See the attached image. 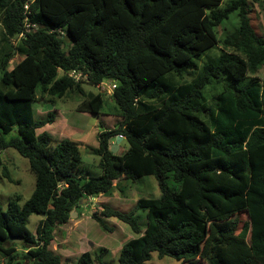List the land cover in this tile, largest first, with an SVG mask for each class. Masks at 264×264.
Returning <instances> with one entry per match:
<instances>
[{"label":"trees","instance_id":"obj_1","mask_svg":"<svg viewBox=\"0 0 264 264\" xmlns=\"http://www.w3.org/2000/svg\"><path fill=\"white\" fill-rule=\"evenodd\" d=\"M222 3L0 0V151L17 149L36 178L23 204L19 196L6 209L0 202L5 264H66L50 245L72 210L85 198L111 194L121 180L150 175L161 196L137 200L135 210H147V228L122 247L119 264H146L154 252L179 264H204L203 254H209L206 264H264V78L258 75L264 38L248 0ZM233 13L239 27L222 41L232 51L210 59L219 42L216 28ZM27 23L36 29L19 38ZM18 54L22 59L9 68ZM73 70L88 79L77 82L68 74ZM104 80L116 82L115 105L98 92L78 110L98 114L108 105L120 120L91 147L101 174L79 176L80 143H54L39 132L56 114L36 119L33 106L44 99L55 104L75 89L83 92L82 83ZM215 81L223 89L209 103L204 91ZM118 135L128 142L123 154L111 149ZM4 173L11 179L7 168ZM170 178L178 191L169 188ZM135 210L103 204L92 217L105 230L112 229L104 218L116 217L140 233ZM241 213L248 217L243 227ZM32 214L42 215L35 232L28 228ZM98 259L85 251L78 264Z\"/></svg>","mask_w":264,"mask_h":264},{"label":"rangeland","instance_id":"obj_2","mask_svg":"<svg viewBox=\"0 0 264 264\" xmlns=\"http://www.w3.org/2000/svg\"><path fill=\"white\" fill-rule=\"evenodd\" d=\"M250 3L252 22L259 35L264 38V0H248ZM226 0L222 3L225 6ZM239 27V18L237 13H233L228 19L220 24L217 30L219 42L216 47L209 50L210 59L220 56L223 52H230L232 49L222 43L224 37ZM2 37V25L0 23V40ZM22 59L21 55H16L10 62L12 68L15 63ZM209 59V60H210ZM204 60H199L201 65ZM2 74L0 66V77ZM258 75L264 78V68ZM193 76L186 75L185 78L190 80ZM108 86L105 85L106 90ZM83 92L73 90L64 98L57 99L55 104L48 103L47 100H39L34 103V114L36 119L45 118L48 112H54L56 119L39 130L47 131L54 139V143L64 138L77 140L80 143L82 151V168H78L75 174L79 176L100 175L102 170L99 166L100 156L93 153L91 147H97L99 144V133L102 130L113 129L117 126L120 117L108 106L115 105L110 90L105 93V100L108 103L100 113H89L79 111L81 103L88 99L91 93L102 92L101 87L94 86L88 82L81 84ZM223 89L221 82H213L205 88V96L209 103L213 102V97ZM111 95V96H110ZM47 103V104H46ZM109 107V108H108ZM57 109V110H56ZM117 138V137H116ZM115 138V143L117 139ZM114 143V144H115ZM128 148V142L124 138L120 141L119 154H123ZM80 166V167H81ZM9 170L11 179L5 176V169ZM36 178L30 170L29 159L19 153L14 147H8L0 151V202L4 209L8 207L9 201L19 196V203L23 204L32 194L35 188ZM169 188L178 191L179 184L173 179L168 180ZM124 189V192H121ZM115 192V193H114ZM114 193V194H113ZM161 196V190L157 179L150 176L139 177L135 182L121 180L109 195L105 194L98 199L90 196L88 200H83L77 208L73 217L63 225L58 226L54 231V240L50 248L62 256L66 264H78L79 255L85 251H91L94 258H101V262L95 261V264H119V256L122 247L131 239L142 235L148 224L147 210L136 209V203L139 198ZM96 202V204H94ZM108 204L122 212H131L135 210L134 216L140 225V233L132 230L131 226L116 217H105L106 223L112 230L108 231L101 227L100 223L92 217L93 213L101 210V205ZM76 213L78 215H76ZM243 227L244 222L248 219L245 213L239 214ZM42 215L32 214L28 228L36 231L39 220ZM63 226V228H61ZM210 234L212 229L210 228ZM214 235V234H213ZM21 243V242H19ZM18 257L24 253V249L18 246ZM209 254L201 255L199 262L206 264ZM5 259L0 258V264H5ZM180 261L171 257L164 256L160 258L157 252L152 254V258L146 264H179ZM28 264V262L26 261Z\"/></svg>","mask_w":264,"mask_h":264},{"label":"built area","instance_id":"obj_3","mask_svg":"<svg viewBox=\"0 0 264 264\" xmlns=\"http://www.w3.org/2000/svg\"><path fill=\"white\" fill-rule=\"evenodd\" d=\"M28 7H29V3L26 4V8L27 9H28ZM35 29H36V26L35 25H31V24L27 23L26 24V29L20 34L19 38L26 37L27 34H28V32H32ZM68 74H69V76H71L72 78H74L77 82L88 79L87 74H84L82 72H77L76 70H73V71L69 72ZM105 85L108 86L107 87L108 88L107 90L108 91L110 90L111 95H113V92H114V90H115V88L117 86L116 85V82L115 81L104 80V81H102L101 83H99L97 85V86L101 87L103 93L104 92L105 93H108L107 90H106V88H105Z\"/></svg>","mask_w":264,"mask_h":264},{"label":"water","instance_id":"obj_4","mask_svg":"<svg viewBox=\"0 0 264 264\" xmlns=\"http://www.w3.org/2000/svg\"><path fill=\"white\" fill-rule=\"evenodd\" d=\"M122 138H123V137H122L121 135H118V136H117V138H116V139H117L116 143L113 144L112 147H111V149H112L113 152H116V151H117V148H118L119 143H120V141H121ZM85 200H88V198H85L84 201H85ZM82 203H83V202H82ZM75 212H76V210L73 209L72 212H71V214H70V216L73 217V216L75 215ZM76 215H78V214L76 213ZM20 241H21L20 239L17 240V242H20Z\"/></svg>","mask_w":264,"mask_h":264},{"label":"crops","instance_id":"obj_5","mask_svg":"<svg viewBox=\"0 0 264 264\" xmlns=\"http://www.w3.org/2000/svg\"><path fill=\"white\" fill-rule=\"evenodd\" d=\"M56 110H57V109H56ZM76 141H77V140H76ZM114 143H115V141L113 140V141H112V144H114ZM118 149H120V143H119V146H118V148H117V151H118ZM117 182H118V181L116 180V181H115V184H116ZM112 192H113V191H112ZM114 193H115V192H114ZM114 193H113V194H114ZM104 195H105V194H100V195L98 196V199L101 198V197L104 196ZM94 198H97V197H94ZM94 204H96V202H94ZM61 228H63V226H61ZM2 259H3V258H2Z\"/></svg>","mask_w":264,"mask_h":264}]
</instances>
